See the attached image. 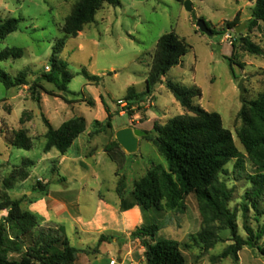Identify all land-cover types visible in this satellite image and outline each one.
<instances>
[{
	"label": "rangeland",
	"instance_id": "1",
	"mask_svg": "<svg viewBox=\"0 0 264 264\" xmlns=\"http://www.w3.org/2000/svg\"><path fill=\"white\" fill-rule=\"evenodd\" d=\"M79 1L0 0V20L22 19L16 32L5 39L0 38V53L8 48L23 50V57L20 59L0 60V69L13 77L25 73L30 84L38 82L43 74H48L51 71L54 49L64 37L65 21ZM186 1L120 0V6L105 5L97 13L95 21L86 25L77 37L67 39L65 46L57 54L58 59L65 62L69 72L74 75L68 84V92L44 81L41 82L44 89H38L35 94L29 86L8 90L0 83V130L9 128L17 131L23 128L33 139V148L26 151L9 146L0 131V189L13 167L21 165L25 159L34 161L30 178L18 183L8 194L13 200H22L25 210L41 218L36 208L38 197L44 192L42 188L45 186L54 192L81 190L82 202L94 200L97 192L102 193L108 201H114L119 179L117 173L126 179L125 196H128L134 183L146 176L152 165L167 168V162L154 144L144 138L134 154L119 155L115 152L111 157L108 154H97L96 151L94 158H85L84 162L88 167L81 163H68L57 174H53L54 171L49 167H44L48 165L44 161L49 159L44 152L47 142L44 136L48 131L45 119L58 129L73 118L84 117L87 121L86 132L81 135L78 145L69 149L70 155H83L86 149L87 153L92 152L95 145L105 144L106 136H116L115 131L106 127V123L93 124L96 119H107L106 108L112 113V125L115 129L130 126L140 127L146 132L153 131L155 122L165 124L186 114L164 84L155 90L145 105V108L150 107L144 110V120L139 115L132 122L129 115H120L119 102H122L130 88L137 92L146 90V78L157 41L167 33L178 35L190 46V51L182 57L180 65L166 74L164 83L199 88L202 97L194 99V105L219 114L224 128L232 133L236 147L246 155L238 138V131L242 127L239 112L245 102L256 100L264 92V56L244 51L240 38L247 37L264 50V25L253 31L249 30L253 4L247 0H192L193 10L198 18L203 19L214 34L209 37L196 27L192 14L185 8ZM236 18L237 27L227 29V23ZM238 28L242 29L240 34L236 32ZM228 34L233 38L232 45L225 40ZM234 46L235 60L231 64L229 59ZM47 67H50L49 71L46 70ZM83 71L101 79L97 83L91 82ZM242 80L244 94L238 89ZM94 100H97V106L92 107L88 102ZM21 119L23 125L20 124ZM90 136L97 137L91 140ZM53 152L52 157L58 153L57 150ZM244 161L245 173H234V160L226 166L228 174L221 178L235 191L230 209L236 214L238 234L247 239L246 226L256 232L262 222L259 224L255 221V211L252 208L245 215L242 207L245 194L250 188L246 175L253 172L247 156ZM53 167H56L54 163ZM60 178H64V181H60ZM261 207H264V202ZM86 212L89 214V210ZM5 214L2 213L1 216ZM144 220L145 225L158 224V238L175 240L181 244L187 264H264V256L257 248L248 246L238 253V260H216L234 243L229 231H220L219 235L225 242L217 244L207 253L203 252L201 246H196L191 236H197L202 224L194 196L186 199L184 213L150 210L145 213ZM59 222L66 226L65 233L70 237L72 245L79 247L78 239L73 238L70 223L66 220ZM130 242L132 253L128 260L119 259L114 252L101 255L100 264H109L112 258L116 264L123 261L124 264H146L144 246L139 240L132 239ZM263 243L264 238L260 244ZM185 244L190 248L186 249ZM88 247L92 245L89 244ZM93 255L95 254H91ZM89 259L91 258L80 255L77 264H88ZM95 262L96 259L92 258L91 263Z\"/></svg>",
	"mask_w": 264,
	"mask_h": 264
},
{
	"label": "trees",
	"instance_id": "2",
	"mask_svg": "<svg viewBox=\"0 0 264 264\" xmlns=\"http://www.w3.org/2000/svg\"><path fill=\"white\" fill-rule=\"evenodd\" d=\"M247 1L253 4L252 17L248 23L249 30L253 31L264 25V0ZM105 5L117 7L120 6V0H80L74 6L65 21L64 37L58 42L51 57V71L40 76L38 82L30 84L27 74L13 77L0 69V83L8 90L29 86L35 94L38 89H44L41 85L44 81L63 92H68V84L74 75L69 72L68 65L58 59L57 54L63 49L67 39L77 37L86 25L95 21L97 13ZM21 21L22 19L17 18L0 20V38L5 39L16 32ZM237 25L238 18L226 26L227 29H234ZM240 40L244 51L264 56V50L249 38L241 37ZM235 50L236 46L233 47L229 59L231 64L235 60ZM189 51L190 46L175 33L162 35L157 41L153 62L146 78V90L137 92L130 88L122 100L128 105L130 117L140 113L144 120L145 105L155 90L165 84L186 114L165 124L155 122L153 131L144 137L151 141L163 156L167 168L152 165L146 176L134 183L128 196H125L126 179L117 174L120 209L128 211L139 207L144 215L150 210L184 213L186 199L194 196L202 228L197 236L192 235L191 239L196 246H201L203 252L207 253L217 244L225 242L219 232L229 231L234 243L216 260H238V253L246 246L257 248L264 256V243L260 244L264 238V207H261L264 202V92L259 94L256 100L245 102L239 112L242 127L238 131V138L245 149L244 155L236 147L232 133L224 128L221 116L194 105V99L202 97L199 88H186L172 82L164 83L166 74L180 65L182 57ZM22 57L23 50L19 48H8L0 53L2 61ZM83 74L94 83L101 79L90 76L86 71H83ZM88 103L90 106L94 105L93 102ZM106 112V127L112 129V115L107 108ZM44 123L48 129L45 135V153L55 148L65 155L87 129V121L83 117L73 118L58 129L47 119ZM20 124H24L22 119ZM94 124L100 125V122L95 121ZM0 131L9 146L26 151L33 148V139L28 136L26 129L16 131L7 128ZM118 149L119 145L112 144L106 148V152L112 157ZM245 156L249 159L253 172L246 175L250 188L245 194L242 207L245 215L252 208L255 211V221L259 224L262 222L256 232L246 226L247 239L238 234L236 214L230 209L235 191L221 178L222 175L228 174L226 166L234 160V173H245ZM34 166V161L23 160L21 165L13 167L0 189V264H77L81 254H97L100 245L110 241V237L102 236L98 246L91 251L80 250L71 244L64 230L45 228L39 216L22 207V200H13L10 197L8 192L15 189L18 183L27 181ZM42 190L45 192L46 186ZM2 213L6 214L1 216ZM159 231L158 224L154 223L138 227L131 234L132 239L139 240L144 246L146 264H187L181 244L175 240L158 238ZM184 247L190 248L188 244Z\"/></svg>",
	"mask_w": 264,
	"mask_h": 264
},
{
	"label": "crops",
	"instance_id": "3",
	"mask_svg": "<svg viewBox=\"0 0 264 264\" xmlns=\"http://www.w3.org/2000/svg\"><path fill=\"white\" fill-rule=\"evenodd\" d=\"M87 102V101H83ZM94 106H97V100H94ZM150 106H146L149 108ZM144 107V110L146 109ZM120 115H122V107L120 106ZM134 109V108H133ZM110 112V110H109ZM112 115V113L110 112ZM106 117L108 118V113L106 112ZM128 115V114H126ZM135 116H139L140 113H135ZM84 118V117H83ZM95 121H99L101 123H106L107 119L99 120L96 119ZM93 121V124L94 122ZM130 126H122L115 129L112 125L111 131H115L116 133L124 128H128ZM134 129H141L140 127H136ZM144 129V128H143ZM142 130V129H141ZM45 137V136H44ZM82 136L78 137L72 147H76L81 141ZM97 136H90L91 140L95 139ZM107 142L102 145H95L94 151L83 152L81 154L70 155L69 150L65 155H62L57 149L53 148L51 151L47 152V156H49L47 160L44 161L48 163L47 166L49 167L53 174H57L60 172L61 167L65 166L68 163H81L82 166L88 167V164L84 162L85 158H94L96 154H108L106 152V148L110 147L112 144L115 145L116 136H106ZM46 139V138H45ZM143 138L139 140V148L140 142ZM148 141V140H147ZM151 142V141H150ZM46 145V144H45ZM118 145V144H116ZM120 146V145H119ZM71 147V148H72ZM138 148V149H139ZM53 150H57L58 153L53 154ZM115 152L119 155H124L127 153L121 146L120 149L115 150ZM114 152V153H115ZM51 155V156H50ZM55 164L56 167L52 168V164ZM118 174V173H117ZM116 174V175H117ZM60 181H64V178H60ZM48 182V180L46 181ZM51 183V181H50ZM117 191V188H116ZM83 192L81 190L73 192L69 190L64 191H50L47 189L45 192H42V195L38 197V214L42 218V225L45 227H51L55 229L61 228L65 232L67 228L65 225H62L61 220H66L70 223L71 232L73 231V238L78 239L79 247H76L80 250H93L95 247L98 246L99 240L102 236L110 237L111 240L108 242H104L99 247V252L93 256L87 254L84 255L86 258H91L88 260V264H92V258L96 259V262L93 264H100L99 257L104 254H111L117 253L119 259L128 260V257L131 255V246L130 241L132 232L138 227L146 226L144 223V214L142 213L139 207H134L128 211H121V198L116 194L114 201H108L102 193L97 192L94 197V200L90 199L89 201L82 202ZM86 210H89V214H86ZM53 216V217H51ZM53 218V219H52ZM70 239V237H69ZM72 244V241L70 239ZM91 244L92 247H88ZM85 246V247H83ZM121 254V256H120ZM120 263V264H124ZM109 264H116L114 258L110 259ZM137 264V263H132Z\"/></svg>",
	"mask_w": 264,
	"mask_h": 264
},
{
	"label": "water",
	"instance_id": "4",
	"mask_svg": "<svg viewBox=\"0 0 264 264\" xmlns=\"http://www.w3.org/2000/svg\"><path fill=\"white\" fill-rule=\"evenodd\" d=\"M192 0H187L185 2L186 10L192 14V18L196 23V27L200 30L201 33L211 37L213 36L212 30L209 28L207 23L203 19H199L196 12L193 10ZM241 28L236 30L237 34L241 33ZM242 80L238 86V89L241 94L245 93ZM148 136V132L141 129H134L132 127L124 128L119 130L116 133V142L115 145H120L128 154H134L138 151L139 140Z\"/></svg>",
	"mask_w": 264,
	"mask_h": 264
},
{
	"label": "built area",
	"instance_id": "5",
	"mask_svg": "<svg viewBox=\"0 0 264 264\" xmlns=\"http://www.w3.org/2000/svg\"><path fill=\"white\" fill-rule=\"evenodd\" d=\"M225 40H227V41H229V44L230 45H232L233 43H232V41H233V38H232V36L231 35H226L225 36ZM46 70H50V67H47L46 68ZM119 104H120V106L122 107V115H126V114H128V110H127V107H128V105H127V103H125V102H119ZM134 110V109H133ZM137 117L138 116H135V115H133L131 118H132V122H134L136 119H137Z\"/></svg>",
	"mask_w": 264,
	"mask_h": 264
}]
</instances>
